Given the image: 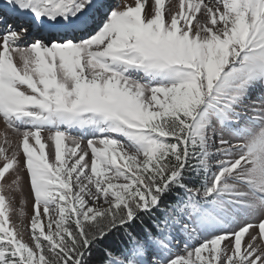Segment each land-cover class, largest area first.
<instances>
[{"label":"snow or ice","instance_id":"obj_1","mask_svg":"<svg viewBox=\"0 0 264 264\" xmlns=\"http://www.w3.org/2000/svg\"><path fill=\"white\" fill-rule=\"evenodd\" d=\"M0 119V264H264V0H0Z\"/></svg>","mask_w":264,"mask_h":264},{"label":"rangeland","instance_id":"obj_2","mask_svg":"<svg viewBox=\"0 0 264 264\" xmlns=\"http://www.w3.org/2000/svg\"><path fill=\"white\" fill-rule=\"evenodd\" d=\"M5 135H7V137L9 139L14 138V134H13L12 130L8 129L6 124L3 122V120L0 119V144L3 143ZM29 210H30V205H29ZM25 223H27V220L25 221Z\"/></svg>","mask_w":264,"mask_h":264}]
</instances>
